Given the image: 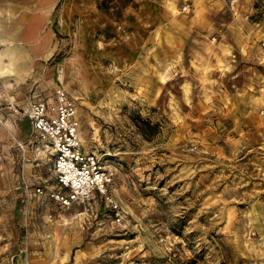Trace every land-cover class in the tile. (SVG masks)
<instances>
[{
  "label": "rangeland",
  "instance_id": "1",
  "mask_svg": "<svg viewBox=\"0 0 264 264\" xmlns=\"http://www.w3.org/2000/svg\"><path fill=\"white\" fill-rule=\"evenodd\" d=\"M260 4L98 0L50 58L0 54V264H264ZM57 85L113 173L119 221L103 199L52 195L25 111Z\"/></svg>",
  "mask_w": 264,
  "mask_h": 264
},
{
  "label": "built area",
  "instance_id": "2",
  "mask_svg": "<svg viewBox=\"0 0 264 264\" xmlns=\"http://www.w3.org/2000/svg\"><path fill=\"white\" fill-rule=\"evenodd\" d=\"M25 115L37 135L49 143L53 157L51 171L57 187L52 195L60 206L85 205L100 198L119 221V207L110 192L113 173L100 155L84 148L75 102L65 88L57 85L51 96L31 101ZM35 191L42 192L40 187Z\"/></svg>",
  "mask_w": 264,
  "mask_h": 264
},
{
  "label": "crops",
  "instance_id": "3",
  "mask_svg": "<svg viewBox=\"0 0 264 264\" xmlns=\"http://www.w3.org/2000/svg\"><path fill=\"white\" fill-rule=\"evenodd\" d=\"M97 2L0 0V54L11 61L20 53L21 65L50 58L61 47L62 38L73 31L78 36L85 13L93 14Z\"/></svg>",
  "mask_w": 264,
  "mask_h": 264
},
{
  "label": "trees",
  "instance_id": "4",
  "mask_svg": "<svg viewBox=\"0 0 264 264\" xmlns=\"http://www.w3.org/2000/svg\"><path fill=\"white\" fill-rule=\"evenodd\" d=\"M257 6H258V5H257ZM260 6L264 8V4H260ZM263 8H262V9H263ZM260 11H262V10H260ZM260 14H261V12H260Z\"/></svg>",
  "mask_w": 264,
  "mask_h": 264
},
{
  "label": "bare ground",
  "instance_id": "5",
  "mask_svg": "<svg viewBox=\"0 0 264 264\" xmlns=\"http://www.w3.org/2000/svg\"><path fill=\"white\" fill-rule=\"evenodd\" d=\"M77 117H78V114H77ZM79 118V117H78Z\"/></svg>",
  "mask_w": 264,
  "mask_h": 264
}]
</instances>
